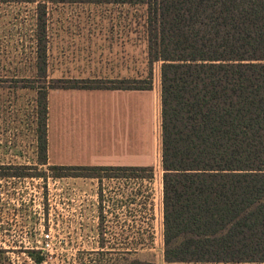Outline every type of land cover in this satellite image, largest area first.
Returning <instances> with one entry per match:
<instances>
[{"label": "trees", "instance_id": "16d2710c", "mask_svg": "<svg viewBox=\"0 0 264 264\" xmlns=\"http://www.w3.org/2000/svg\"><path fill=\"white\" fill-rule=\"evenodd\" d=\"M12 1L35 5L36 75L19 79L30 82L19 87L37 95V164L54 177L93 178L100 170L153 180L154 166L48 164L47 96L57 89L149 91L159 63L163 264H264V0ZM66 3L141 7L146 78L48 80L47 5ZM26 169L0 165V179L42 175ZM29 254L43 260L42 251Z\"/></svg>", "mask_w": 264, "mask_h": 264}, {"label": "rangeland", "instance_id": "374dc122", "mask_svg": "<svg viewBox=\"0 0 264 264\" xmlns=\"http://www.w3.org/2000/svg\"><path fill=\"white\" fill-rule=\"evenodd\" d=\"M142 12L141 7L127 5L48 4L47 79H74L68 77L72 74L91 80V61L101 58L114 65L120 59L118 80L146 78ZM34 16V4L0 3V165L27 166L30 169L23 172L42 174L0 179V264H37L29 252L37 256L45 233L50 235V247L39 264H126L127 258L163 264L158 123L153 149L146 114L143 126H138L143 132L139 151L143 149L144 164L152 153L155 158L153 180L100 170L93 178L54 177L47 166L37 164V95L19 87L36 75ZM159 66L152 68L151 94L157 98ZM118 80L101 79L106 84ZM97 108V115L91 110L84 118L82 109V117L73 114L60 126L52 114L51 157L81 166L126 163L114 159L123 153L105 141L118 129L111 125L115 121ZM115 136L127 138L124 133ZM112 174L118 177L107 176Z\"/></svg>", "mask_w": 264, "mask_h": 264}, {"label": "crops", "instance_id": "0c3cea01", "mask_svg": "<svg viewBox=\"0 0 264 264\" xmlns=\"http://www.w3.org/2000/svg\"><path fill=\"white\" fill-rule=\"evenodd\" d=\"M109 62V63H107ZM126 68V67H125ZM122 63L120 59L117 60V64L110 63V61L104 60V58L91 61V80H118L121 79ZM126 74V72H125ZM74 75L68 76L69 78L77 79ZM152 90L139 91V90H121V89H57L51 90L47 96L48 105V118H47V158L50 165H65V166H81L67 163L65 160H61V157L55 155L51 157L48 152V143L50 142V132L54 131L52 127L51 118L52 114H55L57 126L64 124L65 119H70V116L76 114L79 117V111L84 110V118L86 115L91 114V110L96 115L98 110L103 109L107 115H111L115 121L112 126H117L118 129L111 131L110 138H107L108 145H114L116 150L123 153V155H116V160H126V163H113L108 165H98L104 167H143L153 166L155 158L144 164V155L141 144L143 139L140 136L143 135L142 131H138V126H143L145 114L148 116L151 122V146L154 145V127L155 123L159 126V113H160V101L159 93L158 98L154 96ZM146 109V110H145ZM102 116V112L100 113ZM141 114V115H140ZM81 116V115H80ZM82 117V116H81ZM101 118V117H99ZM115 118V119H114ZM118 118V120H116ZM110 131V130H109ZM124 133L127 138H119L115 135ZM58 135V134H57ZM104 141V140H103ZM104 141V142H105ZM120 141L121 145L116 144ZM123 158V159H122ZM68 160V158L66 159ZM97 166V165H94Z\"/></svg>", "mask_w": 264, "mask_h": 264}, {"label": "built area", "instance_id": "2783aa9c", "mask_svg": "<svg viewBox=\"0 0 264 264\" xmlns=\"http://www.w3.org/2000/svg\"><path fill=\"white\" fill-rule=\"evenodd\" d=\"M43 237H44V247H42V252L43 251H49V247H50V244H49V240H50V235H49V233H45L44 235H43Z\"/></svg>", "mask_w": 264, "mask_h": 264}]
</instances>
